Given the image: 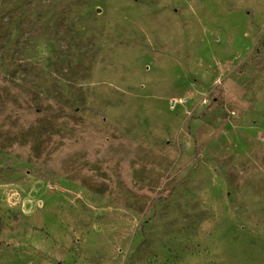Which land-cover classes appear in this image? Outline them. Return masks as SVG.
Instances as JSON below:
<instances>
[{
	"label": "rangeland",
	"instance_id": "374dc122",
	"mask_svg": "<svg viewBox=\"0 0 264 264\" xmlns=\"http://www.w3.org/2000/svg\"><path fill=\"white\" fill-rule=\"evenodd\" d=\"M264 0H0V264H264Z\"/></svg>",
	"mask_w": 264,
	"mask_h": 264
},
{
	"label": "trees",
	"instance_id": "16d2710c",
	"mask_svg": "<svg viewBox=\"0 0 264 264\" xmlns=\"http://www.w3.org/2000/svg\"><path fill=\"white\" fill-rule=\"evenodd\" d=\"M263 63H264V56H263V58L257 63V65H258V66H261V65H263Z\"/></svg>",
	"mask_w": 264,
	"mask_h": 264
}]
</instances>
